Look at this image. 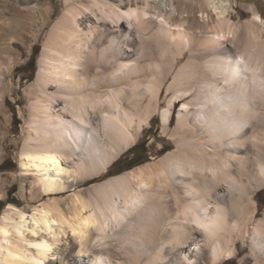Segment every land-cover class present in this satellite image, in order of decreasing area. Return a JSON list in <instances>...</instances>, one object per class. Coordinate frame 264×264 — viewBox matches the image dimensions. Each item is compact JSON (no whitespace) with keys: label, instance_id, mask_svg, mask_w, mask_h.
Listing matches in <instances>:
<instances>
[{"label":"bare ground","instance_id":"1","mask_svg":"<svg viewBox=\"0 0 264 264\" xmlns=\"http://www.w3.org/2000/svg\"><path fill=\"white\" fill-rule=\"evenodd\" d=\"M196 1L65 0L27 91L19 164L30 190L55 195L103 176L163 101L174 148L90 184L86 197L72 194L70 218L55 202L43 205L26 234L24 216L6 214L0 264H216L237 241L264 260V213L256 217L254 201L264 188L260 16L250 7L252 18L234 25L225 0H210L216 24L204 3L198 15L178 9ZM7 74L0 66V99ZM120 229L142 239L121 253L107 242Z\"/></svg>","mask_w":264,"mask_h":264},{"label":"rangeland","instance_id":"2","mask_svg":"<svg viewBox=\"0 0 264 264\" xmlns=\"http://www.w3.org/2000/svg\"><path fill=\"white\" fill-rule=\"evenodd\" d=\"M225 1L229 3L226 16L232 24L237 26L252 18L250 7H253L260 16L259 20L264 38V0ZM202 3H204V16H208L211 24H216V15L212 13L209 7L210 0H198L192 3L181 2L178 4V9L192 10L195 15H198ZM65 5V0H33L28 5L29 7H24L14 4L12 0H0V66L8 69L4 82V92L0 99V164L5 162L3 168L0 169V201L4 202L8 197L9 201L12 202L0 209V226L6 214L11 213V217L16 221L19 220L18 215L20 213V215L24 216L26 226L23 230H25L26 234H29L28 230L33 223L29 215L36 213L35 209H41L43 205L55 202L63 215L66 218H70L72 206L69 198L72 194L84 192L90 184H97L111 176L121 174L146 163H153L174 148L173 138L162 129L161 109L166 107V101H163L160 111L152 116L149 125L144 126L137 135L133 146L135 144H138V146L133 150L134 160L132 162L130 158L133 154L126 151L116 160L118 161L116 165L109 167L103 176L87 180L67 192L43 196L40 192L30 190L31 178L22 175L19 164V152L23 141L21 127L27 118V91L35 80L44 40L53 23L63 12ZM177 22L179 21L177 20ZM29 61L35 62L34 75L28 72L31 65H26V63ZM180 104V101L175 102V107H173L172 115L169 119L168 132L173 130L175 126L176 112ZM13 114L15 115L14 123ZM144 151L143 155L147 161L138 164L141 158L140 154ZM132 163H137L138 165L128 169ZM7 193H10L9 196ZM85 195L83 196L86 197ZM254 201L257 205L256 217L260 218L264 213V188L255 192ZM9 205L16 208L13 213ZM122 231L120 229L117 237L107 239V242L113 245L117 244L119 246L121 244L119 246L121 247V253L129 246L128 243H137L138 238L142 239L141 237H136L134 230L126 235L121 233ZM39 232L42 233L43 231L40 230ZM68 241L70 240L67 239ZM122 243L124 246H122ZM64 246V244L58 246L59 253L62 252ZM67 253L68 250L64 255ZM69 253L72 254V250ZM105 253H108L106 254L107 257L117 258L114 252L107 251ZM66 256L70 258L69 254ZM125 257V255H122V257L118 258L125 260ZM73 264L76 263L73 261ZM216 264H264V260L259 259L248 245L237 241L234 255L228 259H221Z\"/></svg>","mask_w":264,"mask_h":264},{"label":"trees","instance_id":"3","mask_svg":"<svg viewBox=\"0 0 264 264\" xmlns=\"http://www.w3.org/2000/svg\"><path fill=\"white\" fill-rule=\"evenodd\" d=\"M28 64L31 65V67L28 69V72H30L31 75H34V72H35V62H34V61H29L28 63H26V65H28ZM14 118H15V115L13 114V123H14ZM137 146H138V144H135L133 147H131V148L128 150V153H132V154H133V150H135V148H136ZM144 153H145V151H144L143 153L140 154V155H141V158H140V161L138 162V164H142V163H145V162L147 161L146 157H144V155H143ZM133 160H134V154H133V156L130 158V161H131V162H132ZM117 162H118V161H115L110 167L115 166ZM4 163H5V162H3V163L0 164V169L3 168ZM138 164H137V163H132L128 169H130V168H132V167H134V166H136V165H138ZM7 194H8V196H9L10 193H7ZM8 203H12L11 201H9L8 197H7V199H6L4 202H1V201H0V209H2L3 206L6 205V204H8Z\"/></svg>","mask_w":264,"mask_h":264}]
</instances>
